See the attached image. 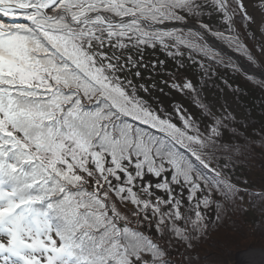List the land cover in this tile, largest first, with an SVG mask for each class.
<instances>
[{
	"label": "snow or ice",
	"instance_id": "obj_1",
	"mask_svg": "<svg viewBox=\"0 0 264 264\" xmlns=\"http://www.w3.org/2000/svg\"><path fill=\"white\" fill-rule=\"evenodd\" d=\"M0 17V264H201L197 243L246 211L244 196L264 231V184L245 178L258 162L264 174V108L254 119L227 80L231 96L205 91L218 65L264 91V0H0ZM157 46L179 60L151 62L145 78ZM161 73L199 115L165 111ZM255 123L257 139L239 131ZM146 172L164 176L166 198L136 190ZM248 264H264V249Z\"/></svg>",
	"mask_w": 264,
	"mask_h": 264
},
{
	"label": "trees",
	"instance_id": "obj_2",
	"mask_svg": "<svg viewBox=\"0 0 264 264\" xmlns=\"http://www.w3.org/2000/svg\"><path fill=\"white\" fill-rule=\"evenodd\" d=\"M174 27L184 28L185 31L188 28L183 26ZM221 41L228 45L225 41ZM249 46L251 47V45ZM231 49L236 51L234 48ZM236 52L239 53L238 51ZM239 54L241 55V53ZM133 55H135V53H133ZM187 55L188 53L187 51H185L184 63L186 65V68L182 69L181 71L185 76L191 79L193 83H197L200 79L199 69L195 65L190 64L187 61ZM222 55L225 57V62L227 63L228 58L230 57L225 56L224 54ZM159 60H164L166 69L171 71L175 68L179 58L173 59L172 57L167 56L165 50H163L159 46L154 49L146 48L144 50V61L149 64V70L144 71L143 75L145 78H147L150 74L151 62ZM231 61L236 63L232 58ZM156 71L158 73L161 72L159 68H157ZM166 79H168V76L162 73L154 76V80L157 82L158 86L164 87L166 95L160 94L159 91L153 92V96L161 101L165 111L172 113L173 103L176 102L181 104L184 108L188 109V111L193 113L194 115H199L196 106L192 103V100L188 96H185L176 90L169 89L168 87L159 84L161 80ZM222 80H227L233 88H236L237 86L239 87L240 91L242 92V95H239L237 99L241 104L248 108L252 117L258 121L260 119V109L264 108V91H262L258 86L254 85L253 83L248 82L242 75L236 74L231 68H225L223 65H218L215 66V74L211 77V80L209 82L210 88L205 89L206 93L215 92L217 89H223L226 94L231 96L232 94L228 93L227 89L222 83ZM148 82L150 83L151 81ZM155 106L156 105H154V107ZM174 122L179 123L178 120H175ZM254 129H259L258 123L248 125L246 128H240L239 131L249 136V138L251 139H257L256 136L252 135ZM257 152H259V149H257ZM254 168L260 170V163L258 162ZM245 171L249 170L245 169ZM259 173H261V171H259ZM167 178L170 180V175ZM245 178L252 182L249 185L250 189L260 187L256 183H261V181L254 180L253 178H249L248 176H246ZM163 180L164 176L162 175L160 177L159 183H162ZM145 182L147 183L146 185H144L140 180L136 182V190H139L141 187L150 186L149 190L152 195L151 197L145 198H151L152 200H155L157 197L166 198L168 196V193H166L164 190L163 194L159 195L157 191L153 189L149 181ZM172 188V194L177 199H181L186 208L191 207V203H189L188 200L185 201L179 193V191H181V189L184 187L177 185V187L175 188L172 185ZM141 195L145 196V194L143 193H141ZM188 195L189 193L187 190L186 198H188ZM243 199L246 211L236 216H231L229 219H224L222 223L212 224V221L214 220V212H208V222L212 224L213 230L207 233L206 238H202L197 243L195 249V252L199 254L201 264H235L237 254L236 252L241 248L251 247L255 245L263 247L264 249V231L258 230L260 228V217L251 208L247 207L249 199L248 196H244ZM151 234L155 235L154 229H152ZM181 250L183 249L181 248Z\"/></svg>",
	"mask_w": 264,
	"mask_h": 264
},
{
	"label": "water",
	"instance_id": "obj_3",
	"mask_svg": "<svg viewBox=\"0 0 264 264\" xmlns=\"http://www.w3.org/2000/svg\"><path fill=\"white\" fill-rule=\"evenodd\" d=\"M174 26H183V27H191L194 30H201L199 29V25L198 24H188V25H184L181 24L179 22H169L167 23V25H162L161 27H174ZM207 40L210 43V45H212L213 47H215L216 49L220 50L221 52H223L224 54L230 56L231 58H233L238 65H246V60L239 54H237L236 52H234L233 50H231L230 48H228L226 45H224L221 41L217 40L216 38H214L211 35L207 36ZM251 249H255L257 251L262 250L259 248H248L246 250H243L242 252H238L237 254V259L239 258V256L243 253H249V250Z\"/></svg>",
	"mask_w": 264,
	"mask_h": 264
},
{
	"label": "rangeland",
	"instance_id": "obj_4",
	"mask_svg": "<svg viewBox=\"0 0 264 264\" xmlns=\"http://www.w3.org/2000/svg\"><path fill=\"white\" fill-rule=\"evenodd\" d=\"M5 20V19H4ZM219 40V39H218ZM221 41V40H220ZM222 42V41H221ZM224 43V42H223ZM225 44V43H224ZM228 46V45H227ZM251 171V174L248 175L249 178H253L254 180H259L261 181V183H256L257 185L261 186L262 184H264V174L262 173H259V169L257 168H254ZM159 180H160V177H156L155 175H151V174H148V173H145V176L140 180L144 185H146L147 183L145 181H149L151 186L153 187L154 190L157 191V193L159 195H162L163 194V190L162 189H159V188H156V184L159 183ZM252 183V182H251ZM173 187H177V185H173ZM186 192H187V189L186 188H182L181 191H179L180 195L183 197V199L185 201H187V198H186ZM233 232V231H231ZM247 232V231H246ZM263 248V247H260V246H251V247H245V248H241L240 250H238L236 253L238 252H242L243 250H246L248 248ZM235 264H237V261L235 262Z\"/></svg>",
	"mask_w": 264,
	"mask_h": 264
},
{
	"label": "bare ground",
	"instance_id": "obj_5",
	"mask_svg": "<svg viewBox=\"0 0 264 264\" xmlns=\"http://www.w3.org/2000/svg\"><path fill=\"white\" fill-rule=\"evenodd\" d=\"M238 264H248V253H243L239 256Z\"/></svg>",
	"mask_w": 264,
	"mask_h": 264
}]
</instances>
